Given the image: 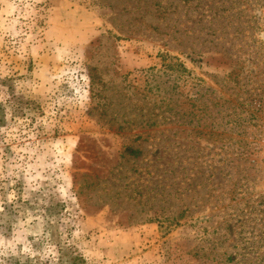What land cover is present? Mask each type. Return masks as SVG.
Returning <instances> with one entry per match:
<instances>
[{"label":"rangeland","instance_id":"rangeland-1","mask_svg":"<svg viewBox=\"0 0 264 264\" xmlns=\"http://www.w3.org/2000/svg\"><path fill=\"white\" fill-rule=\"evenodd\" d=\"M0 264H264V0H0Z\"/></svg>","mask_w":264,"mask_h":264},{"label":"trees","instance_id":"trees-1","mask_svg":"<svg viewBox=\"0 0 264 264\" xmlns=\"http://www.w3.org/2000/svg\"><path fill=\"white\" fill-rule=\"evenodd\" d=\"M166 68V67H165Z\"/></svg>","mask_w":264,"mask_h":264}]
</instances>
